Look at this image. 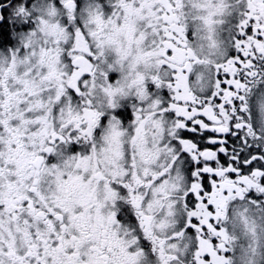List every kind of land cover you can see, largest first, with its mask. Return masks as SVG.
Masks as SVG:
<instances>
[{
    "label": "snow or ice",
    "instance_id": "1",
    "mask_svg": "<svg viewBox=\"0 0 264 264\" xmlns=\"http://www.w3.org/2000/svg\"><path fill=\"white\" fill-rule=\"evenodd\" d=\"M0 264H264V0H0Z\"/></svg>",
    "mask_w": 264,
    "mask_h": 264
}]
</instances>
